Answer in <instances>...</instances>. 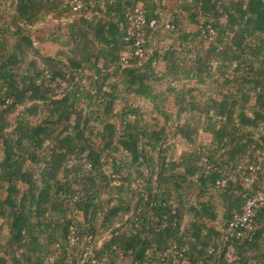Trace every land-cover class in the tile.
Returning a JSON list of instances; mask_svg holds the SVG:
<instances>
[{
  "label": "trees",
  "instance_id": "1",
  "mask_svg": "<svg viewBox=\"0 0 264 264\" xmlns=\"http://www.w3.org/2000/svg\"><path fill=\"white\" fill-rule=\"evenodd\" d=\"M95 1L0 0V264H50L53 244L61 264L70 226L108 264H227L219 220L264 177V0ZM135 7L158 24L144 56L118 64ZM199 129L210 139L179 153ZM247 151L252 185L236 168ZM234 248L237 264H264V208Z\"/></svg>",
  "mask_w": 264,
  "mask_h": 264
},
{
  "label": "built area",
  "instance_id": "2",
  "mask_svg": "<svg viewBox=\"0 0 264 264\" xmlns=\"http://www.w3.org/2000/svg\"><path fill=\"white\" fill-rule=\"evenodd\" d=\"M64 9L70 10L73 13H80L87 11L96 5L95 0H59ZM126 31L125 41L129 43V47L122 55L118 64H125L131 58H142L145 53V39L146 30L148 28H154L157 26L158 21L155 19H148L143 9L135 7L126 14ZM165 29H171L169 19L165 21ZM214 32L212 29H208L204 38L211 39ZM51 87L56 91L65 87V83L61 80H55L51 84ZM98 99L96 104L98 103ZM11 99H5L0 104V112L7 109L11 104ZM199 165L207 169H215L212 164L208 162L207 156L204 154L201 156ZM89 169V166H85ZM237 170L246 177L248 185H252L258 178L261 164L260 162L251 159L249 151L242 154L237 159ZM228 184L225 175H221L216 181L217 188H225ZM245 202L240 213H235L231 218L224 220L220 219V223L225 227V259L227 264H237L239 257L237 256L234 248V239L241 237L246 231L250 230L257 219V212L264 208V177L262 183L258 189L252 194L245 197ZM68 248L64 254L61 264H108L110 252H106L103 256L98 257L95 254V244L92 236L83 235L81 237L76 235V230L73 226L68 228L67 233ZM52 249L54 252L49 254L48 262L54 264L60 257V250L58 244H53ZM177 255L178 252L174 247L167 249L161 258V261H165L168 255Z\"/></svg>",
  "mask_w": 264,
  "mask_h": 264
},
{
  "label": "rangeland",
  "instance_id": "3",
  "mask_svg": "<svg viewBox=\"0 0 264 264\" xmlns=\"http://www.w3.org/2000/svg\"><path fill=\"white\" fill-rule=\"evenodd\" d=\"M175 4H176L175 1L169 2L168 5L170 6L171 11L174 9L173 6ZM45 24L47 25V27H52L55 23L51 22V21H47ZM42 29H44V28H42ZM48 29L49 28H45V30H48ZM185 29H187V31H189L190 33H197L199 31V29H201V27L192 25V26H185ZM50 33H51V31L47 32V35H49ZM208 139H210V137H208V135L204 131H202V129L201 130L199 129L198 135H197L194 143L188 144L185 140H183L180 137H177L175 139V142L177 143L178 151L180 153V151L183 152V151H187V150L199 149L198 147L203 145V143H206L208 141ZM102 199H106V195H103ZM129 263L130 262L128 260H123L121 262V264H129Z\"/></svg>",
  "mask_w": 264,
  "mask_h": 264
},
{
  "label": "crops",
  "instance_id": "4",
  "mask_svg": "<svg viewBox=\"0 0 264 264\" xmlns=\"http://www.w3.org/2000/svg\"><path fill=\"white\" fill-rule=\"evenodd\" d=\"M48 21H51V22H54V20H48ZM55 23V22H54ZM56 24V23H55ZM55 24L52 26V27H50V28H54L55 27ZM38 34H40V32H38Z\"/></svg>",
  "mask_w": 264,
  "mask_h": 264
}]
</instances>
